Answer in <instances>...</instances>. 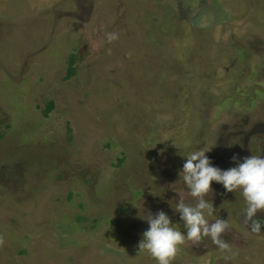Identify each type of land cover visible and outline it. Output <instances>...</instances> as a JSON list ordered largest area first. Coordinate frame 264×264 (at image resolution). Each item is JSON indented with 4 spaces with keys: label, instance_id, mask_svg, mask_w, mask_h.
I'll return each instance as SVG.
<instances>
[{
    "label": "rangeland",
    "instance_id": "rangeland-1",
    "mask_svg": "<svg viewBox=\"0 0 264 264\" xmlns=\"http://www.w3.org/2000/svg\"><path fill=\"white\" fill-rule=\"evenodd\" d=\"M198 150L264 156V0H0V264H158L142 218L186 234ZM211 189L228 248L185 240L170 264L264 261L242 189Z\"/></svg>",
    "mask_w": 264,
    "mask_h": 264
},
{
    "label": "clouds",
    "instance_id": "clouds-1",
    "mask_svg": "<svg viewBox=\"0 0 264 264\" xmlns=\"http://www.w3.org/2000/svg\"><path fill=\"white\" fill-rule=\"evenodd\" d=\"M106 35L109 43L118 39L116 33ZM208 151L198 150L186 156V162L179 173L188 194L196 201L195 204L185 203L184 193H177L179 201L174 210L179 213L186 234L173 226L170 217L164 211H159L155 215L148 212L146 217L142 218L149 224V229L142 234L138 252L147 251L158 264H170L178 251V246L185 240L199 245L204 237H211L219 248H228V244L222 239V234L229 229L228 222L221 218L209 222L205 215L211 216L216 210L213 202L205 198L212 192V181L222 184L228 192L242 189L247 205L244 213L245 223L256 233H259L264 225V221L256 218L258 212H264V156L250 155L244 157L242 162L234 156L233 161L237 166L221 170L212 166L206 156ZM3 244L4 237L0 236V246Z\"/></svg>",
    "mask_w": 264,
    "mask_h": 264
},
{
    "label": "flooded vegetation",
    "instance_id": "flooded-vegetation-1",
    "mask_svg": "<svg viewBox=\"0 0 264 264\" xmlns=\"http://www.w3.org/2000/svg\"><path fill=\"white\" fill-rule=\"evenodd\" d=\"M246 133H253V131L244 132L245 135H248V134H246ZM245 142H246V140H245L243 143H245ZM241 146H242V149H243V150H241V151L239 150V151H238V153H239L240 155H242V153H245V152L247 151V147H245V144H241ZM245 149H246V151H245ZM247 153L250 154L249 151H247ZM219 192H220V191H219ZM256 218L259 219V220L264 221V212H258ZM240 221H241L242 224L247 228V226L244 224L245 220H238L237 222H240ZM247 230H249V231H250L251 233H253V234L264 235V225H262V227H261V231H260L259 233L252 232L251 229H250V226L247 228ZM205 247H206V248H205ZM254 247L256 248V246H254ZM201 249H202V251L207 250V252L201 254L200 257L209 254V253H208L209 251H208V247H207V245H205L204 248H201ZM245 249H246V254H245V255H242V256H239V257H238L239 259H238L237 261L234 262V261L231 260L230 258H223L222 260H225V261H227V262L224 261V263H221V264H264V261H260V260H256V259L251 258L253 255H250L249 252H247L248 249H249V246H248V245H246ZM261 254H264V253H261ZM219 259H220V258H219ZM211 260L213 261L211 264H216V263H217L216 260H218V257L216 256V258H214V259L211 258L208 262L210 263ZM222 260H221V261H222ZM209 263H208V264H209Z\"/></svg>",
    "mask_w": 264,
    "mask_h": 264
}]
</instances>
